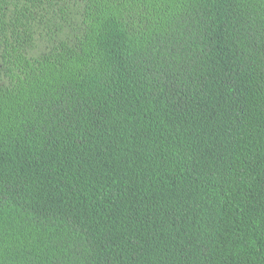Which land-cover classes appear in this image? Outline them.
Segmentation results:
<instances>
[{
	"label": "trees",
	"instance_id": "obj_1",
	"mask_svg": "<svg viewBox=\"0 0 264 264\" xmlns=\"http://www.w3.org/2000/svg\"><path fill=\"white\" fill-rule=\"evenodd\" d=\"M0 264H264V0H0Z\"/></svg>",
	"mask_w": 264,
	"mask_h": 264
}]
</instances>
